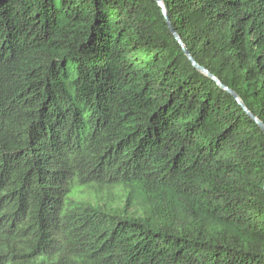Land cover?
Instances as JSON below:
<instances>
[{
	"label": "trees",
	"instance_id": "trees-1",
	"mask_svg": "<svg viewBox=\"0 0 264 264\" xmlns=\"http://www.w3.org/2000/svg\"><path fill=\"white\" fill-rule=\"evenodd\" d=\"M264 125V0H161ZM0 264H264V132L154 0H0Z\"/></svg>",
	"mask_w": 264,
	"mask_h": 264
},
{
	"label": "water",
	"instance_id": "water-1",
	"mask_svg": "<svg viewBox=\"0 0 264 264\" xmlns=\"http://www.w3.org/2000/svg\"><path fill=\"white\" fill-rule=\"evenodd\" d=\"M155 2H157V4L160 6V8L163 11V15L166 19V22L169 26V29L171 30L175 40L177 41V43L181 46L184 54L186 55V57L189 59V61L192 63V65L194 66L195 69H197L199 72H201L203 75H205L207 78L215 81L219 87H221L222 89H224V91H226L227 93H229L233 98H235V100L239 103V105L246 111V113L252 117L256 123L258 124V126L263 130L264 132V125L262 123H260L257 119H255L251 114H249V112L245 109L244 105L239 101V99L237 98L236 94L233 93L232 91L228 90L227 88L223 87V85L215 78L213 77L207 70L201 68L191 57L190 53L186 50V48L184 47L180 37L176 34V32L172 29V26L170 24L169 18L167 16V12L165 10V7L163 5V3L161 2V0H154Z\"/></svg>",
	"mask_w": 264,
	"mask_h": 264
}]
</instances>
